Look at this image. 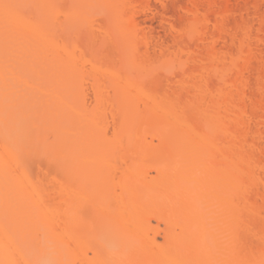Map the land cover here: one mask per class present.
Here are the masks:
<instances>
[{
	"label": "bare ground",
	"instance_id": "obj_1",
	"mask_svg": "<svg viewBox=\"0 0 264 264\" xmlns=\"http://www.w3.org/2000/svg\"><path fill=\"white\" fill-rule=\"evenodd\" d=\"M146 2L0 0V264H264V0Z\"/></svg>",
	"mask_w": 264,
	"mask_h": 264
},
{
	"label": "rangeland",
	"instance_id": "obj_2",
	"mask_svg": "<svg viewBox=\"0 0 264 264\" xmlns=\"http://www.w3.org/2000/svg\"><path fill=\"white\" fill-rule=\"evenodd\" d=\"M147 1V0H146ZM149 1V3H145L146 5L147 4H149V8H147V9H145V6H144V9L145 10H142L141 12L140 11H137L139 14H137V15H135V20H136V22H137V25L139 26V28H140V33L142 34H144V36H146L147 35V38H148V36L150 37L151 36V38H152V41L150 40V42L152 43V42H154V43H156V44H161V45H166L167 47L168 46H171L172 48H173V38H172V36H170L169 35V33H168V24H167V26H166V22H164V21H169L170 23L172 22L175 26H180L179 24H181V20H180V18H178V16H179V13H180V7H182V6H184L185 4H186V2H187V0L185 1V0H148ZM181 1H183V2H181ZM162 2V3H161ZM180 2V3H179ZM162 5H163V7H162ZM148 7V6H147ZM260 10L262 11V12H264V5H261L260 6ZM152 9V10H151ZM158 11V12H157ZM161 11V12H160ZM144 12V13H143ZM166 12V13H165ZM157 13V14H156ZM177 16H176V15ZM162 17H164V18H162ZM170 18V19H169ZM177 19V20H176ZM162 20V21H161ZM254 20V19H253ZM252 21V20H251ZM254 22V21H253ZM252 22V23H253ZM256 22V21H255ZM177 23V24H176ZM255 24H257V22L255 23ZM254 24V25H255ZM256 26V25H255ZM254 26V28H256ZM142 27V28H141ZM146 32V33H145ZM171 34V33H170ZM186 39L189 41V43H188V41H186ZM183 40H185L186 42L185 43H187V45H190L189 47H194V46H191V45H195L194 44V41L195 40H193V41H190V40H192V39H189V38H186L185 37V39L183 38ZM156 41V42H155ZM193 42V43H192ZM191 43V44H190ZM154 45V44H153ZM216 47H219L218 46V44H217V46ZM220 47H221V45H220ZM155 52V51H154ZM153 52V53H154ZM155 53H157V51L155 52ZM182 57V56H181ZM184 58H185V56H184ZM183 58V59H184ZM182 58H181V60H183ZM185 60V59H184ZM175 68H177L178 70H176ZM171 69V68H170ZM168 70V72H166V73H163V72H159L160 74V76L158 75V73H157V75H158V77H160V79L163 81H165L166 79L168 80V81H170V82H172L173 81V76H175V75H177V73H179V68L178 67H173V70L175 69V71H177V73H175V72H173V71H171V70ZM156 76V75H155ZM212 81V83L214 84V82H215V80H211ZM211 83V84H212ZM217 83V81L215 82V84ZM166 88V90L167 91H170L173 87H172V85H168L167 87H165ZM88 88H87V85H86V90H87ZM85 90V92L88 94V93H90V89H88V92ZM86 95V94H85ZM92 95V94H91ZM90 94H89V96H90V98H91V100H90V98H89V96L87 97V95L86 96H84L86 99H85V101H84V103L85 104H89V105H91L92 104V96H91ZM89 98V99H88ZM89 102H91V104L89 103ZM86 105V106H87ZM88 105V106H89ZM109 132V131H108ZM109 135V134H108ZM155 142V141H154ZM38 161V160H37ZM41 162H38V163H34L35 162V160H34V162H32L31 163V161H30V164H31V168H30V165H29V168L31 169V171L33 170L34 172H36L35 174H39V172H40V170L42 169V170H44V169H46V168H44L43 169V167H44V165H45V163L43 162L44 160H40ZM35 165H34V164ZM37 164H39V166L37 165ZM44 164V165H43ZM40 165L41 166H43V167H40ZM38 167H40V168H38ZM45 167H46V165H45ZM38 170V171H37ZM149 174L150 175H154V172H152V171H150L149 172ZM259 175L260 176H263L264 177V172H259ZM96 216V215H95ZM88 217H90V216H88ZM97 217V219L96 218H92L93 219V221H94V223L96 222H100V217H99V215H97L96 216ZM91 222V221H90ZM150 223H151V226H153L154 227V229H155V236H154V239L157 241V242H162L163 240H164V232H163V229H164V225L162 224V223H160V222H156L155 220H153V219H151L150 220ZM100 224V223H99ZM98 224V225H99ZM98 231V230H97ZM103 231V230H102ZM102 231H100V236L102 235ZM99 235V234H98ZM151 235V234H150ZM153 235V234H152ZM102 237V236H101ZM253 242H255L254 240H252ZM91 253L90 252H88V255H90ZM76 264V263H75Z\"/></svg>",
	"mask_w": 264,
	"mask_h": 264
}]
</instances>
